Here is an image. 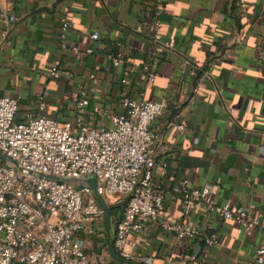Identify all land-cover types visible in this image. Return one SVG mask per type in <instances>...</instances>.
Returning a JSON list of instances; mask_svg holds the SVG:
<instances>
[{"label":"crops","instance_id":"obj_1","mask_svg":"<svg viewBox=\"0 0 264 264\" xmlns=\"http://www.w3.org/2000/svg\"><path fill=\"white\" fill-rule=\"evenodd\" d=\"M161 6L166 48L150 82L143 67L154 51L150 27L158 0H0V96L21 97L17 119L24 121L39 114L38 99L48 91L46 114L73 121L71 95L85 90L94 126L106 122L97 112L118 110L124 96L165 100L167 109L152 131L157 161L167 162L169 170L165 177L156 173V181L169 187L188 177L194 186L210 184L217 203L233 211L254 208L264 224V0H163ZM9 16L16 18L13 24L7 23ZM63 20L70 25V44L91 47L93 54L77 61L62 51ZM96 32L98 41L91 38ZM109 55L121 56L118 67ZM54 67L61 78L49 76ZM193 69L198 77L210 71V78L190 103L198 86ZM180 123L184 134L171 127ZM163 214L171 224L184 221L177 199L169 200ZM190 222L218 236L208 264L251 259L264 235L262 228L245 230L199 211ZM146 233L133 264L140 258L179 264L198 253L191 242L165 232L159 220ZM108 251L106 223H98L87 254L98 263L111 260Z\"/></svg>","mask_w":264,"mask_h":264},{"label":"built area","instance_id":"obj_2","mask_svg":"<svg viewBox=\"0 0 264 264\" xmlns=\"http://www.w3.org/2000/svg\"><path fill=\"white\" fill-rule=\"evenodd\" d=\"M150 36L154 47L143 71L150 82L157 74L158 56L166 48L162 43L159 19L163 0H158ZM161 6V7H160ZM16 21L8 17V24ZM59 39L64 53L81 59L94 53L93 48L71 45L70 25L59 24ZM100 39L99 33L91 36ZM120 55H109L113 67L120 65ZM192 75L198 77L197 70ZM49 76L59 79L60 70L52 68ZM89 78L98 84L95 74ZM210 78V71L198 77L189 102L193 103L200 86ZM127 84V80H122ZM48 91L38 99L37 116L17 119L21 97L0 96V264H112L101 259L92 262L87 254L89 241L96 236V225L105 217L86 180L95 178L97 192L109 207L121 206L114 218V246L125 261L136 262L138 249L146 240L151 224L159 220L165 232L178 241L191 242L198 252L179 264H208L211 248L219 244L216 234L202 232L190 222L195 211L209 218L241 225L245 230L262 228L263 216L250 210L233 211L229 204H219L210 184L194 186L190 178H181L173 186L156 181V173L165 177L169 165L157 161L153 124L163 116L167 102L120 99L114 111L101 110L96 115L106 119L94 126L89 122L90 97L85 90L71 95L76 117L73 121L46 114ZM180 134L185 124H171ZM9 158V159H8ZM115 199L110 203V199ZM179 200L184 221L171 224L164 219L169 200ZM147 264L148 259H139ZM231 264H264V235L254 255L247 261Z\"/></svg>","mask_w":264,"mask_h":264},{"label":"water","instance_id":"obj_3","mask_svg":"<svg viewBox=\"0 0 264 264\" xmlns=\"http://www.w3.org/2000/svg\"><path fill=\"white\" fill-rule=\"evenodd\" d=\"M0 158L7 159L5 156L0 154ZM9 159V158H8ZM86 183L89 185V188L94 192V195L103 210L104 217H105V223L107 232L109 235V257L112 261L116 262L117 264H133L131 262L123 260L116 252L115 246H114V239L111 235V226H112V219H111V209L107 203V201L98 194L97 192V181L95 178H89L86 180Z\"/></svg>","mask_w":264,"mask_h":264},{"label":"rangeland","instance_id":"obj_4","mask_svg":"<svg viewBox=\"0 0 264 264\" xmlns=\"http://www.w3.org/2000/svg\"><path fill=\"white\" fill-rule=\"evenodd\" d=\"M114 201H115L114 198H113L112 200L110 199V203H112V202H114ZM117 207H119V208H115V211H116L115 216H116V218H118V216H120V215H121V212L123 211L120 205L117 206ZM114 231H115V224H114V221H113V218H112L111 232H114ZM88 251H89V250H88ZM90 252H91V251H90Z\"/></svg>","mask_w":264,"mask_h":264},{"label":"trees","instance_id":"obj_5","mask_svg":"<svg viewBox=\"0 0 264 264\" xmlns=\"http://www.w3.org/2000/svg\"><path fill=\"white\" fill-rule=\"evenodd\" d=\"M196 78H198V77H196ZM115 213H116L115 208H111V218L116 217V216H115ZM111 262H112V264H117L116 262H114V261H112V260H111Z\"/></svg>","mask_w":264,"mask_h":264}]
</instances>
